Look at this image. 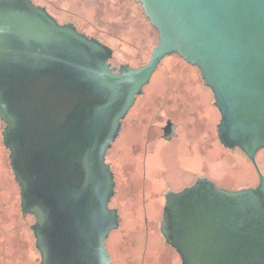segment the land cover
<instances>
[{
	"label": "water",
	"instance_id": "95a60500",
	"mask_svg": "<svg viewBox=\"0 0 264 264\" xmlns=\"http://www.w3.org/2000/svg\"><path fill=\"white\" fill-rule=\"evenodd\" d=\"M134 1L157 32L139 67L112 66L111 47L44 6L0 0L1 137L38 264H112L105 240L119 215L105 153L173 53L198 68L220 144L242 151L258 182L229 190L203 176L168 189L159 232L181 264H264V0Z\"/></svg>",
	"mask_w": 264,
	"mask_h": 264
},
{
	"label": "rangeland",
	"instance_id": "374dc122",
	"mask_svg": "<svg viewBox=\"0 0 264 264\" xmlns=\"http://www.w3.org/2000/svg\"><path fill=\"white\" fill-rule=\"evenodd\" d=\"M36 1L47 4L52 15L72 20L82 30L99 34L114 48V63H144L156 44L157 33L145 19L140 4L134 0ZM163 63L175 65L169 56L165 57ZM186 69L189 72L192 68ZM193 73L189 72L192 82L188 79V85L193 84L191 87L196 95L194 99L173 101V108L168 107V110L183 130L192 128L195 132L204 133V148L199 153L188 154L189 144L185 137L180 138L171 148H164L163 144L156 146L147 166V181L143 183L140 181V174L131 173L134 172L133 160L126 157L125 161H114L117 186L109 206L117 209L120 225L105 240L112 264H179L178 254L170 251L159 233V219L164 204L163 193L170 183H174L172 181L183 165L186 168L202 167L220 183L229 184L233 188L240 189L258 181L253 165L241 152L219 147L214 142L212 125L218 120V112L212 108L213 98L209 95V90L200 88ZM159 78L162 79L157 70L153 76L155 86L158 81L163 82ZM165 78L163 76L164 80ZM153 99L158 104L159 96ZM182 107L186 110L183 111ZM147 120V116L142 118L141 131L145 129ZM1 128L0 121V130ZM123 140L133 142L129 136L123 137ZM141 147L139 142H135L134 151H130L131 156L140 153ZM5 159L6 151L0 140V173L4 172ZM256 160L264 173V148L258 152ZM2 177L0 264H38L39 253L30 230L33 217L21 214L19 188L13 173L7 182ZM145 222L148 224L147 228Z\"/></svg>",
	"mask_w": 264,
	"mask_h": 264
},
{
	"label": "flooded vegetation",
	"instance_id": "af4514ba",
	"mask_svg": "<svg viewBox=\"0 0 264 264\" xmlns=\"http://www.w3.org/2000/svg\"><path fill=\"white\" fill-rule=\"evenodd\" d=\"M31 1L36 5L44 6L46 8V10L51 14L49 8L47 7V4L40 3L36 0H31ZM52 16H54L56 18V21L58 22V24L62 25V24H66V23H71L76 27L77 31L84 33L89 37H95L98 40H100L102 43L111 47L113 49V56L110 59V63L112 66H119L121 64H128V65L133 66V67H139V66H141L147 62V61H145L144 63L138 64V65H132L129 62L114 63V59H115L114 48L112 46H110L105 40H103L99 34L90 33V32H87L85 30H82L72 20H69V19L63 20L62 18H60L57 15L56 16L52 15ZM145 19H147V18L145 17ZM156 43H157V41H156ZM167 56L170 57V60L172 62H174L175 65L163 63V60H165L166 56L161 60V62L158 65V66H160V68H158V67L156 68V70L152 74L149 82L142 87V92L136 96L134 103L132 104V106L128 110L125 117L121 120V125H120L118 135L115 138V140L111 143L110 148L105 153V162H107L110 165V168L113 172V176H114V180H115V190H116V186H117V180H116V173H115L113 163L116 159L117 160L122 159L123 161H125L126 157H128L131 160H133L134 161V168H133L134 172H131V173L132 174H137V173L140 174L139 175L140 181L143 183V182L147 181V179H146L147 178V168H148L147 166L149 165L150 156L152 155V152L154 151V149H156V146L163 144L162 146H164V148H168V147L171 148L174 144L176 145L178 143V140L180 138L184 139V137H185L186 141H188V144H189L188 145V149H189L188 154L193 155V154L199 153L200 151L203 150V148H204V137H203L204 135L203 134L204 133L202 131L201 132L200 131L195 132V130H193L192 128H190L188 130H183L181 124L173 120V118L170 116L169 110H168V107L173 108V104H172L173 101H177L179 99L183 100V101H186V100L188 101L190 99H194V97L196 96L195 93L193 92V88L191 87L193 84H191L192 78H191L189 72H192V71L194 72L193 74L196 75L197 81H198L197 83L199 84L200 88L203 87L204 89L207 88L209 90V95H211L213 98L211 100L212 108L218 112L217 108L214 105L213 93L209 87L204 85L198 68L194 65H190V64L186 63L180 56H178L175 53L167 55ZM182 67H184V69ZM186 67L187 68L191 67L192 69L188 72ZM157 70H158L159 77H162V79H160V78L159 79L163 80V82L159 83V81H158L157 86H155L153 76ZM163 76L166 77L165 78L166 80L163 79ZM188 79L191 80V82H190L191 85H188ZM188 94H189V97L187 98ZM158 96H159V100H158V104H156V101H154L153 98H157ZM148 98H150V99H148ZM183 107H186V106L183 105ZM183 107H182V110L185 111L186 109ZM144 116H147L148 120L146 122L145 129L143 131H141V121H142V118ZM218 116H219V112H218ZM218 120H219V117H218ZM218 120L216 122H214L212 125L214 142L216 143V145H219V147L221 146L225 149H229V148L222 146L218 140L217 132H216V125H217ZM2 127H3V123H2ZM1 130H2V128H1ZM1 130H0V140L2 142ZM127 136H129V138H131L133 140V142H131V143L125 142V140H123V137H127ZM135 142H139L141 144V146H142L141 151H140V153H135L133 156H131L130 151H131V149H132V151H134L133 145ZM2 147L6 151V159H5L4 164H3L4 165V172L0 173V179L3 176L4 180L7 182L10 175L12 174V170H11V167L9 164V157H8L9 151L7 148H5L3 143H2ZM230 150H233V151L238 150L239 152H241V154H243L245 156V154L242 151H240L238 148H234V149H230ZM258 152L256 153V156H257ZM1 167H2V164L0 161V168ZM258 167H259V165H258ZM259 169H260V167H259ZM260 171H261V169H260ZM203 176L208 177L218 187L226 188L229 190L239 189V188L230 187L229 184L220 183L217 180V178H215L210 173L205 171L204 168H202V167H198V168L187 167L186 168V166L183 165L179 169L177 176H176V179L174 181H172L174 183H170L169 186H167V188L165 189L164 193L168 189H170L172 191H178V190L184 188L185 186L191 185L197 178L203 177ZM257 177H258V175H257ZM257 182L254 184L245 185V186H243V188L255 186L257 184ZM115 193H116V191H115ZM112 208H114V207H112ZM119 225H120V220H119ZM147 226H148V224L146 223L145 227L147 228ZM166 246L170 249L171 252L175 253V250L171 246H169L168 244H166ZM175 255H176V253H175ZM178 258H179V256H178ZM179 264H181V263L179 262Z\"/></svg>",
	"mask_w": 264,
	"mask_h": 264
}]
</instances>
